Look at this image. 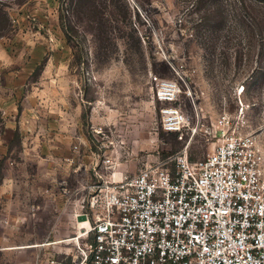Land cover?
<instances>
[{"label": "rangeland", "instance_id": "1", "mask_svg": "<svg viewBox=\"0 0 264 264\" xmlns=\"http://www.w3.org/2000/svg\"><path fill=\"white\" fill-rule=\"evenodd\" d=\"M34 2L56 4L55 25L34 20L27 5ZM2 11L9 24L0 35L38 31L48 43L47 57L57 52L62 70H72L87 101L85 130L96 147L106 145L99 150L122 155L118 170L136 171L147 163L173 167L169 156L184 149L192 162L204 156L216 144V120L226 112L235 115L240 102L243 128L259 135L264 151V0H0ZM172 70L188 72L198 96L193 102L182 89L189 117L183 131L164 129V103L155 97L154 75L172 76ZM13 254L0 251V264H14Z\"/></svg>", "mask_w": 264, "mask_h": 264}, {"label": "built area", "instance_id": "2", "mask_svg": "<svg viewBox=\"0 0 264 264\" xmlns=\"http://www.w3.org/2000/svg\"><path fill=\"white\" fill-rule=\"evenodd\" d=\"M172 72L154 75L155 97L164 129L183 131L182 89L193 102L198 96L188 72ZM246 121L240 102L216 120L213 150L192 162L184 149L169 156L173 167L118 170L122 155L104 148L93 182L60 187L72 216L87 221L75 264H264V151Z\"/></svg>", "mask_w": 264, "mask_h": 264}, {"label": "crops", "instance_id": "3", "mask_svg": "<svg viewBox=\"0 0 264 264\" xmlns=\"http://www.w3.org/2000/svg\"><path fill=\"white\" fill-rule=\"evenodd\" d=\"M27 5L35 21L56 24L55 3ZM21 30L0 35V225L6 240L0 251L13 252L14 264H75L74 240L87 221L72 216L60 187L93 182L101 150L85 130L87 101L72 70H62L57 52L47 57L48 43L38 31ZM36 234L52 238L18 239Z\"/></svg>", "mask_w": 264, "mask_h": 264}, {"label": "trees", "instance_id": "4", "mask_svg": "<svg viewBox=\"0 0 264 264\" xmlns=\"http://www.w3.org/2000/svg\"><path fill=\"white\" fill-rule=\"evenodd\" d=\"M9 21V17L7 15V13L4 11H2V13H0V30H3V28H5V26H7V24Z\"/></svg>", "mask_w": 264, "mask_h": 264}]
</instances>
